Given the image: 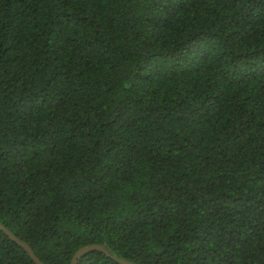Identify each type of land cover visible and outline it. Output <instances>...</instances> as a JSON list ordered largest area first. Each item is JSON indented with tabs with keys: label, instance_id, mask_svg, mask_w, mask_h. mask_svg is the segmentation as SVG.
I'll return each mask as SVG.
<instances>
[{
	"label": "trees",
	"instance_id": "16d2710c",
	"mask_svg": "<svg viewBox=\"0 0 264 264\" xmlns=\"http://www.w3.org/2000/svg\"><path fill=\"white\" fill-rule=\"evenodd\" d=\"M0 223L44 264H264V0H0Z\"/></svg>",
	"mask_w": 264,
	"mask_h": 264
},
{
	"label": "water",
	"instance_id": "95a60500",
	"mask_svg": "<svg viewBox=\"0 0 264 264\" xmlns=\"http://www.w3.org/2000/svg\"><path fill=\"white\" fill-rule=\"evenodd\" d=\"M0 231L4 232V234L9 237L13 242H15L18 246H20L32 259V261L35 264H44L40 260V258L37 257V255L34 253L32 247L22 239H20L18 236H16L11 230H9L6 226H4L2 223H0ZM90 252H101L106 254L107 256L111 257L113 260L117 261L119 264H136L130 261H127L125 259H120L117 256H115L107 246L100 245V244H92L87 245L82 248H80L75 255L72 258L71 264H78L79 261Z\"/></svg>",
	"mask_w": 264,
	"mask_h": 264
}]
</instances>
